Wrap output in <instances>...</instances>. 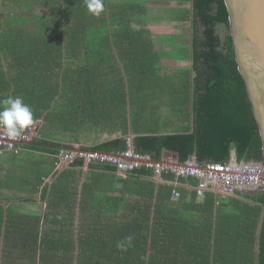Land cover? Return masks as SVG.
Wrapping results in <instances>:
<instances>
[{
  "label": "trees",
  "instance_id": "1",
  "mask_svg": "<svg viewBox=\"0 0 264 264\" xmlns=\"http://www.w3.org/2000/svg\"><path fill=\"white\" fill-rule=\"evenodd\" d=\"M176 1L191 7L153 10L145 0H103L96 16L86 0H0V100L21 96L34 112V124L48 121L56 97L72 107L84 101V119L105 129L102 119L121 118L126 137L128 105L137 134L134 150L154 162L166 150L180 164L193 159L199 165L225 164L233 152L236 163H262L224 0ZM11 3H20L25 13L9 11ZM141 21L191 22L192 39L178 40L180 45L165 52L148 29L136 26ZM218 25L228 31L222 39ZM187 59L191 68L164 72V66ZM156 100L169 108L164 116L148 105ZM106 103L117 109L97 110ZM73 110L66 113H77ZM126 140L90 150L121 154ZM26 147L50 154L19 175L10 171L2 186L24 203L40 193L45 208L41 213L0 204L2 264H264V191L241 189L223 197L207 190L197 199L198 181L188 178L178 179L179 198L172 200L171 174L158 181L144 168L121 175L109 165L90 164L91 171L103 173L88 183L85 198L78 197L82 161L56 171L59 150L68 148L43 138ZM16 177L27 191L17 190ZM48 178L50 184H44Z\"/></svg>",
  "mask_w": 264,
  "mask_h": 264
},
{
  "label": "crops",
  "instance_id": "2",
  "mask_svg": "<svg viewBox=\"0 0 264 264\" xmlns=\"http://www.w3.org/2000/svg\"><path fill=\"white\" fill-rule=\"evenodd\" d=\"M21 9H23V6L20 3H11L9 5V11L14 10L15 14H20L19 12ZM174 10H177L174 9ZM8 14V12H6ZM152 21L149 22V24ZM165 22V21H159L157 24L159 25L160 23ZM169 22V21H167ZM155 23V22H154ZM173 24H177L179 22H172ZM138 24V23H137ZM136 24V26H137ZM138 28H145L150 30L148 27H141L137 26ZM178 60H176V64L174 66H164V72L171 74L174 72L176 68L170 69V67H175L177 66ZM180 69H183V67H179ZM124 75V73H123ZM125 83V90L128 92L129 89V84L128 80L125 78L124 80ZM69 101L66 98H62V95L59 97H56L54 100L51 108L49 109L48 113H50V118L48 119L47 122L44 120H41L37 122V136L36 139H45L51 144L57 145L62 148H69L73 146H77L82 149H93L97 148L100 146H103L104 144H107L109 142H112L116 139L119 138H130L131 140L134 139L137 134H135L132 130V124H131V119H130V107L127 105L126 111L128 113V124H127V129H128V135L127 137L122 134L121 127V118L116 119L114 121H111L109 119H102L101 124L103 126H106L105 129H101L100 127H96L97 125H94L91 121L88 119H84L81 115L80 112L83 110V107L85 108L86 103L84 101H79L78 104L75 107H72V105L68 104ZM141 105L146 106V103H142ZM150 107L155 106L156 111L159 112V114H163L164 112L168 111L169 108H167V105L162 102L161 100H156L154 103H149L148 104ZM117 109V105L115 104H108L106 103L103 105L101 108H98L97 110H103L105 109ZM144 108V107H141ZM75 111L77 109V113H72V114H67L66 112H71L68 110ZM56 113V114H55ZM61 114V116H60ZM83 115V114H82ZM84 116V115H83ZM113 118V117H112ZM141 119V116H140ZM104 120V122H103ZM114 125V126H113ZM108 126H112L113 128H109ZM140 135H145V134H140ZM27 144L22 145V150L18 153V155H15L16 157L14 158V153L11 152H3L0 154V204L6 209L11 206L18 207V209H21L22 211H37V212H43L45 205H42L40 203L39 197L40 193H37V198H33V203H24L20 196L17 194V197H14L12 191L7 190L2 186V183L5 181V175L9 174L10 171L16 170L18 172L17 175L21 174L23 172V168H28L31 165V162L33 160H43L48 158V155L44 154H50L46 150H34V149H28L26 146ZM147 156V155H146ZM149 157V156H147ZM150 158V157H149ZM151 159V158H150ZM174 161L178 162V155L176 153L170 152L163 150L161 154V160L162 161ZM65 169V168H63ZM62 170V169H61ZM59 170V171H61ZM80 171L79 179L77 182V196L78 197H86L87 196V190H90V187H86L89 185L88 183L95 177L97 174H102L103 172L101 171H91L89 169V165H83L81 168L77 169ZM3 177V181L1 180ZM17 180V185L16 188L17 190H23L27 191L29 189V186L26 184L22 183L20 184L19 178H15ZM44 184H50V178L46 179ZM86 187V190H85ZM92 189V188H91ZM100 192L97 190L96 193H93L94 195L99 194ZM83 194V195H82ZM28 198V194L24 195ZM22 195V197H24ZM79 201H75L73 204L74 208V222L75 226H77L78 223V218H79ZM26 207V209H24Z\"/></svg>",
  "mask_w": 264,
  "mask_h": 264
},
{
  "label": "built area",
  "instance_id": "3",
  "mask_svg": "<svg viewBox=\"0 0 264 264\" xmlns=\"http://www.w3.org/2000/svg\"><path fill=\"white\" fill-rule=\"evenodd\" d=\"M37 124L22 130L20 136L10 138L3 127H0V154L11 152L18 154L21 146L32 142L37 136ZM127 149L121 154H105L73 146L60 149L56 157V171L68 167L75 161H82L84 165L97 164L114 167L116 172L124 175L135 170L151 171L154 178L161 181L163 174H171L175 181L169 182L175 187L172 200L179 198L178 179L194 178L198 181L195 188L197 199L203 193L211 190L223 197L232 196L236 190L259 186L262 183V165L255 162L236 163L235 158L225 164L207 163L199 165L194 159L180 164L171 160L154 162L134 150L132 140L127 138Z\"/></svg>",
  "mask_w": 264,
  "mask_h": 264
},
{
  "label": "water",
  "instance_id": "4",
  "mask_svg": "<svg viewBox=\"0 0 264 264\" xmlns=\"http://www.w3.org/2000/svg\"><path fill=\"white\" fill-rule=\"evenodd\" d=\"M224 3L235 61L262 142V183L256 188L264 191V0H224Z\"/></svg>",
  "mask_w": 264,
  "mask_h": 264
},
{
  "label": "rangeland",
  "instance_id": "5",
  "mask_svg": "<svg viewBox=\"0 0 264 264\" xmlns=\"http://www.w3.org/2000/svg\"><path fill=\"white\" fill-rule=\"evenodd\" d=\"M145 5L149 9H162V10H172V9H181V8H190L191 3H184V5H180L179 2L176 0H145ZM2 9H0V12ZM25 9H21L19 12L21 14L25 13ZM157 11L154 12L156 14ZM4 14L6 15V11H4ZM2 14V15H4ZM152 21L150 24L146 21H141L137 24V26L141 27H148L152 36L153 41L155 44H157L159 47L158 49L163 50L165 52L172 51V48L177 47L180 45V41L178 40H191L192 39V33H193V26L191 22L182 23L179 22L177 24H173L172 22H162L159 25L157 22ZM216 33L218 36L222 39L224 36L228 33L227 29L223 25H218L216 27ZM179 67L183 68H191V62L190 59H187L186 61H180L178 60L177 66L170 67V69L176 68L180 69ZM67 168V167H65ZM16 183V180L15 182ZM247 192L255 193L259 191L256 187L252 188H246L244 189ZM26 209V207L24 208ZM2 243L0 247H2ZM3 263V259L0 256V264ZM17 264L16 262H12Z\"/></svg>",
  "mask_w": 264,
  "mask_h": 264
},
{
  "label": "clouds",
  "instance_id": "6",
  "mask_svg": "<svg viewBox=\"0 0 264 264\" xmlns=\"http://www.w3.org/2000/svg\"><path fill=\"white\" fill-rule=\"evenodd\" d=\"M87 8L99 16L104 9L103 0H86ZM34 112L21 96H9L0 100V127H3L10 138L21 135L22 130L34 124ZM24 145V144H23ZM131 244L132 237L126 238Z\"/></svg>",
  "mask_w": 264,
  "mask_h": 264
}]
</instances>
